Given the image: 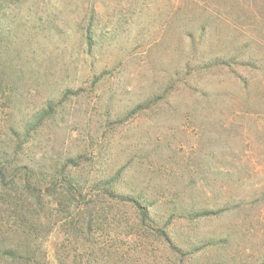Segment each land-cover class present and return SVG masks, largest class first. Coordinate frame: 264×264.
<instances>
[{
	"label": "rangeland",
	"instance_id": "rangeland-1",
	"mask_svg": "<svg viewBox=\"0 0 264 264\" xmlns=\"http://www.w3.org/2000/svg\"><path fill=\"white\" fill-rule=\"evenodd\" d=\"M0 163L105 192L52 264H264V0H0Z\"/></svg>",
	"mask_w": 264,
	"mask_h": 264
},
{
	"label": "trees",
	"instance_id": "trees-1",
	"mask_svg": "<svg viewBox=\"0 0 264 264\" xmlns=\"http://www.w3.org/2000/svg\"><path fill=\"white\" fill-rule=\"evenodd\" d=\"M26 170L25 166L0 163V264H52L43 236V226H53L46 222L47 215L65 216L68 241L91 242L95 230L92 209L106 197L103 191L85 195L70 183L71 188H44L40 182H33L32 171L22 174ZM109 197L130 209L137 205L135 200L119 197L113 191ZM141 217L142 221L148 220L146 214Z\"/></svg>",
	"mask_w": 264,
	"mask_h": 264
}]
</instances>
